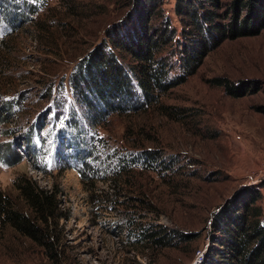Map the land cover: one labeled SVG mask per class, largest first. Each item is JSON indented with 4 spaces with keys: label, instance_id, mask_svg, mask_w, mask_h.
<instances>
[{
    "label": "rangeland",
    "instance_id": "rangeland-1",
    "mask_svg": "<svg viewBox=\"0 0 264 264\" xmlns=\"http://www.w3.org/2000/svg\"><path fill=\"white\" fill-rule=\"evenodd\" d=\"M28 1L37 13L16 29L3 8L18 3L0 0V114L8 113L3 103L12 104L0 122V145H24L17 148V164L9 165L1 153L0 189L23 203L18 177L47 189L57 186L60 257L53 262L28 236L1 222L0 264H189L209 245L212 214L239 189L261 186L264 206V28L223 41L193 75L159 91L152 107L92 123L72 75L92 47L108 39L106 29L124 18V8L111 0H75L79 9L69 12L64 0ZM176 2L163 0V7L183 45L185 23ZM171 59L170 76L181 73L178 54ZM215 78L229 80L243 95H231ZM164 105L187 114L170 117ZM76 119L80 134L71 126ZM92 139L95 151L89 152L83 141ZM148 147L167 159L175 156L181 171L163 175L143 168L135 155ZM81 152L92 165L81 160ZM121 155L133 162L130 182L116 173ZM145 223L198 236L180 249H148L139 237Z\"/></svg>",
    "mask_w": 264,
    "mask_h": 264
},
{
    "label": "trees",
    "instance_id": "trees-1",
    "mask_svg": "<svg viewBox=\"0 0 264 264\" xmlns=\"http://www.w3.org/2000/svg\"><path fill=\"white\" fill-rule=\"evenodd\" d=\"M14 1L19 5L8 4L7 8H3V15L8 24L17 29L23 21L30 20L37 13V6L28 0ZM111 1L113 5L118 3L124 8V18L106 29L108 39L94 45L78 62L72 75L79 101L91 110L92 123L98 119L104 120L107 115L144 110L148 105L157 104L159 91L164 92L193 75L208 53L223 41L255 36L264 28V0H229V3H222V0H177L176 14L185 23L181 30L185 42L182 45L177 37L178 28L173 26L170 16L166 14L163 0ZM64 4L69 12L79 9L75 0H64ZM64 23L60 21L59 26H64ZM121 23H126L123 31ZM39 26L46 28L45 24ZM178 43V48L173 50ZM176 54L179 56L181 73L170 76L175 64L171 57ZM213 81L224 85L231 95H243L229 80L215 78ZM3 107L8 113L12 110L9 102L3 103ZM163 108L170 117L176 113L180 117L187 114L184 108L169 105ZM8 113L0 114V122L7 119ZM78 125V119L71 122L75 134L82 133ZM28 135L30 142L31 135ZM83 143L89 152L96 146L93 139ZM22 147L13 142L1 144L0 155L4 153L5 156H1L6 158L9 165L17 164L22 160L17 148ZM140 151L135 156L143 159L142 167L146 170L170 175L164 173L175 174L182 169L177 166L175 156L170 155L167 159L165 152L149 147ZM79 156L87 165H92L82 152ZM118 160L122 165L116 171L119 172L117 175L130 182L133 173L129 166L133 162H127L122 155ZM15 183L20 189L23 203L0 189L1 225L11 224L57 263L60 240L56 219L61 215L57 186L43 188L27 176L18 177ZM262 200L261 186L246 185L218 207L208 221L210 242L201 264H264ZM140 225V241L145 242L148 249L183 247L198 236L159 223Z\"/></svg>",
    "mask_w": 264,
    "mask_h": 264
},
{
    "label": "built area",
    "instance_id": "built-area-1",
    "mask_svg": "<svg viewBox=\"0 0 264 264\" xmlns=\"http://www.w3.org/2000/svg\"><path fill=\"white\" fill-rule=\"evenodd\" d=\"M24 146V145H22ZM23 148V147H22ZM206 249L205 250H202L200 251L198 254H197V257L192 261L190 262L189 264H201L202 263V260H203V257H204V253H205Z\"/></svg>",
    "mask_w": 264,
    "mask_h": 264
}]
</instances>
